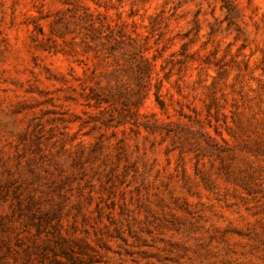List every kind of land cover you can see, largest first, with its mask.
Returning <instances> with one entry per match:
<instances>
[{
    "label": "rangeland",
    "instance_id": "374dc122",
    "mask_svg": "<svg viewBox=\"0 0 264 264\" xmlns=\"http://www.w3.org/2000/svg\"><path fill=\"white\" fill-rule=\"evenodd\" d=\"M0 264H264V0H0Z\"/></svg>",
    "mask_w": 264,
    "mask_h": 264
},
{
    "label": "trees",
    "instance_id": "16d2710c",
    "mask_svg": "<svg viewBox=\"0 0 264 264\" xmlns=\"http://www.w3.org/2000/svg\"><path fill=\"white\" fill-rule=\"evenodd\" d=\"M145 61H146L145 62V69H148V76H150L152 66H151V63L147 59H145ZM156 98H157V102L160 104L161 108H164L165 107V100L163 99V97L160 94H157Z\"/></svg>",
    "mask_w": 264,
    "mask_h": 264
}]
</instances>
